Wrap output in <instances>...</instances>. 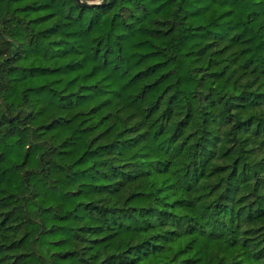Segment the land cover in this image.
<instances>
[{
  "label": "trees",
  "instance_id": "obj_1",
  "mask_svg": "<svg viewBox=\"0 0 264 264\" xmlns=\"http://www.w3.org/2000/svg\"><path fill=\"white\" fill-rule=\"evenodd\" d=\"M0 264H264V0H0Z\"/></svg>",
  "mask_w": 264,
  "mask_h": 264
},
{
  "label": "water",
  "instance_id": "obj_2",
  "mask_svg": "<svg viewBox=\"0 0 264 264\" xmlns=\"http://www.w3.org/2000/svg\"><path fill=\"white\" fill-rule=\"evenodd\" d=\"M77 1H81V0H77ZM107 2V0H103V4H105ZM83 6H88V7H94V6H99L101 5L99 2H92V3H81Z\"/></svg>",
  "mask_w": 264,
  "mask_h": 264
}]
</instances>
